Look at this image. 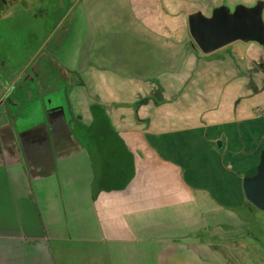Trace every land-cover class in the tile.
Returning <instances> with one entry per match:
<instances>
[{
    "label": "crops",
    "instance_id": "0c3cea01",
    "mask_svg": "<svg viewBox=\"0 0 264 264\" xmlns=\"http://www.w3.org/2000/svg\"><path fill=\"white\" fill-rule=\"evenodd\" d=\"M84 14L80 62L95 69L62 70L59 81L74 76L84 86L94 76L99 95L127 96L111 102L127 104L130 116L139 101L131 96L146 94L130 74L149 68L150 35L134 22L117 29L109 7ZM255 74L217 111L189 119L173 112L178 103H167L143 130L132 127L134 114L132 126L124 124L123 108L106 100L91 102L85 124L74 129L71 82L63 92L46 88L43 94L62 96L63 106L52 108L49 100L45 120L39 90L30 88L23 102L3 109L9 87H0V264H264V211L243 194L264 156V71ZM92 104L131 154L122 187L97 186L93 149L83 135Z\"/></svg>",
    "mask_w": 264,
    "mask_h": 264
},
{
    "label": "rangeland",
    "instance_id": "374dc122",
    "mask_svg": "<svg viewBox=\"0 0 264 264\" xmlns=\"http://www.w3.org/2000/svg\"><path fill=\"white\" fill-rule=\"evenodd\" d=\"M257 2L262 0H41L36 6L39 10L36 8L0 21V87H9L1 108L11 102H23L26 92L33 88L39 90L40 117L48 119V101L54 102L51 107H62L63 104L59 100L62 96L44 95L46 88L54 85L63 92L65 83L71 82L75 86L69 95L71 112L77 115L75 123L82 125L86 121L83 111H87L91 102L99 100H106L113 108L120 105L123 111L118 113L128 127L132 126L134 114L137 124L132 127L141 130L147 129L144 123L149 118H158L166 112L161 111V106L167 103L179 104V110L173 111L176 114L189 119L195 115L201 119L208 112L226 106V94L238 90L241 82L255 81L257 70L264 71V49L254 42L236 41L203 54L196 47V50L190 47L193 41L188 30V17L199 13L210 18L214 9L224 7L232 12L236 6L250 8ZM97 7L113 10L120 31L126 30L125 24L134 22L137 28L141 26L150 35L149 68L130 74L136 75L137 86L146 94L131 96L139 101L130 116L125 110L127 104L111 102L118 100V96L125 101L122 99L125 96L96 93L94 76L85 79L84 86H80V80L74 76L65 83L58 78L62 70H75L81 65H86L88 70L95 69L94 62L86 64L80 62V58L85 49L84 12ZM96 24L94 19L89 21L93 32ZM94 56L93 52L88 59L94 60ZM131 80L124 79L121 83L128 84ZM145 98L151 99V104H145ZM10 115L13 117L12 111ZM77 123L74 129H78Z\"/></svg>",
    "mask_w": 264,
    "mask_h": 264
},
{
    "label": "water",
    "instance_id": "95a60500",
    "mask_svg": "<svg viewBox=\"0 0 264 264\" xmlns=\"http://www.w3.org/2000/svg\"><path fill=\"white\" fill-rule=\"evenodd\" d=\"M263 3L253 7L236 6L232 12L224 7L214 9L211 17L201 14L188 17L192 41L203 54H210L232 42H255L264 47ZM245 199L257 210L264 211V156L258 174L243 182Z\"/></svg>",
    "mask_w": 264,
    "mask_h": 264
},
{
    "label": "trees",
    "instance_id": "16d2710c",
    "mask_svg": "<svg viewBox=\"0 0 264 264\" xmlns=\"http://www.w3.org/2000/svg\"><path fill=\"white\" fill-rule=\"evenodd\" d=\"M90 111L92 121L84 128L83 135L93 149L91 161L94 168L97 167V186L104 189L122 187L131 174V154L111 126L104 110L92 104Z\"/></svg>",
    "mask_w": 264,
    "mask_h": 264
},
{
    "label": "flooded vegetation",
    "instance_id": "af4514ba",
    "mask_svg": "<svg viewBox=\"0 0 264 264\" xmlns=\"http://www.w3.org/2000/svg\"><path fill=\"white\" fill-rule=\"evenodd\" d=\"M40 2L41 0H0V21L6 17H16L24 12L34 11ZM12 104L16 105V103Z\"/></svg>",
    "mask_w": 264,
    "mask_h": 264
}]
</instances>
